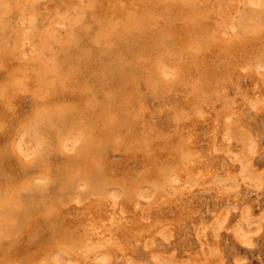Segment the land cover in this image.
I'll return each mask as SVG.
<instances>
[{"label":"rangeland","instance_id":"rangeland-1","mask_svg":"<svg viewBox=\"0 0 264 264\" xmlns=\"http://www.w3.org/2000/svg\"><path fill=\"white\" fill-rule=\"evenodd\" d=\"M201 243L264 264V0H0V264Z\"/></svg>","mask_w":264,"mask_h":264},{"label":"bare ground","instance_id":"bare-ground-1","mask_svg":"<svg viewBox=\"0 0 264 264\" xmlns=\"http://www.w3.org/2000/svg\"><path fill=\"white\" fill-rule=\"evenodd\" d=\"M7 62H8V61H7ZM2 71H3V70H2ZM255 103H256V102H255ZM261 103H262V102H261ZM261 105H262V104H261ZM7 107H8V106H7ZM259 108H260V107H259ZM259 108H258V109H259ZM258 109H257V111H258ZM259 110H260V109H259ZM257 113H258V112H257ZM215 114H216V111H215ZM257 116H258V115H257ZM10 128H11V127H10ZM206 148H207V147H206ZM196 150H197V149H196ZM190 151H191V150H190ZM197 151H198V150H197ZM200 151H201V150H200ZM201 152H203V151H201ZM201 152H199V153H201ZM195 155H196V154H195ZM196 157H197V156H196ZM197 159H198V157H197ZM254 159H255V158H254ZM254 159H253V161H254ZM188 160H190V158L187 159V161H188ZM194 160H195V159H194ZM255 162H256V160H255ZM186 165H187V164H186ZM196 165H197V163H196ZM187 166H188V165H187ZM194 167H195V165H194ZM194 167H193V168H194ZM183 168H185V167H183ZM184 170H185V169H184ZM189 170H190V169H189ZM193 170H195V168H194ZM189 173H190V172H189ZM184 174H185V172H184ZM186 176H187V175H186ZM188 176H190V174H189ZM175 198H176V197H175ZM170 199H171V198H170ZM176 200H177V199H176ZM176 200H175V201H176ZM87 201H88V200H87ZM177 201H180V200H177ZM167 202L169 203V202H171V201L169 200V201H167ZM84 203H85V202H84ZM100 203H101V202H100ZM124 203H125V202H124ZM160 203H163V202H160ZM85 204H86V203H85ZM109 204H110V203H109ZM117 204H119V203H117ZM171 204H172V203H171ZM96 205H97V204H96ZM163 205H164V204H163ZM167 205H168V204H167ZM167 205H166V206H167ZM172 205H173V204H172ZM176 205H177V204H176ZM83 206H84V205H83ZM91 206H92V205H91ZM103 206H104V205H103ZM72 207H73V206H72ZM75 207H76V206H75ZM89 207H90V206H89ZM104 207H105V206H104ZM107 207H108V206H107ZM160 207H161V206H160ZM160 207H157V209L160 208ZM87 208H88V207H87ZM90 208H91V207H90ZM162 208H163V207H161L160 209H162ZM176 208H177V207H176ZM83 209H84V208H83ZM83 209H82V211H83ZM122 209H123V208H122ZM155 209H156V208H155ZM164 209H165V207H164ZM177 209H178V208H177ZM73 210H75V209H73ZM110 210H111V208H110ZM112 210H113V209H112ZM91 211H92V210H91ZM155 211H157V210H155ZM86 212H87V210H86ZM112 212H115V211H112ZM112 212H111V213H112ZM123 212H125V211H123ZM130 212H131V211H130ZM149 212H151V211H149ZM152 212H153V211H152ZM158 212H159V211H158ZM160 212H161V211H160ZM178 212H179V211H177V213H178ZM84 213H85V212H84ZM84 213H83V214H84ZM76 214H77V213H76ZM81 214H82V213H81ZM145 214H146V213H145ZM145 214H144V215H145ZM173 214H174V212H173ZM61 215H62V213H61ZM96 215H98V214H96ZM105 215H106V214H105ZM154 215H155V214H154ZM156 215H157V212H156ZM162 215H163V214H162ZM181 215H182V217L186 218L183 214H181ZM185 215H186V214H185ZM66 216H67V215H66ZM83 216H84V215H83ZM90 216L92 217V215H90ZM115 216H116V215H115ZM157 216H159V215H157ZM163 216H164V215H163ZM165 216H167V214H165ZM168 216H169V215H168ZM168 216H167V217H168ZM177 216H180V213H179V215H177ZM61 217H62V216H61ZM86 217H87V216H86ZM86 217H85V218H86ZM96 217H97V216H96ZM123 217H124V216H123ZM161 217H162V216H161ZM74 218H75V217H74ZM78 218H79V217H78ZM78 218H77V219H78ZM83 218H84V217H83ZM113 218H114V217H113ZM151 218H152V217H151ZM165 218H166V217H165ZM176 218H178V217H176ZM184 218H182V219L184 220ZM66 219H67V218H66ZM81 219H82V218H81ZM110 219L112 220V218H110ZM134 219H135V217H134ZM134 219H133V220H134ZM136 219H138V218H136ZM159 219H160V218H159ZM159 219L157 218L158 221L161 220V219H160V220H159ZM171 219H172V218H171ZM179 219H180V222H181V218H180V217H179ZM179 219H178V220H179ZM73 220H74V219H73ZM73 220H72V221H73ZM75 220H76V218H75ZM83 220H84V219H83ZM92 220H93V217H92ZM96 220H97V219H96ZM150 220H151V219H150ZM165 220H166V219H165ZM174 220H175V218H174ZM174 220H173V221H174ZM178 220H177V221L175 220V222H178ZM187 220H188V219L186 218V221H187ZM223 220H224V219H223ZM223 220H221V222L218 221V223L215 224V225H216V227H215V231H216V230L219 231L222 227L225 228L226 225L224 224ZM108 221H109V219H108ZM108 221H107V223H108ZM140 221H141V220H140ZM152 221H153V220H152ZM158 221H157V222H158ZM166 221L169 222L170 220L167 219ZM65 222H66V221H65ZM103 222H104V221H103ZM105 222H106V221H105ZM168 222L166 223V225L168 224ZM170 222H171V221H170ZM180 222H179V223H180ZM187 222H189V223H188V225H187V227H186L185 229H186V230H189V228H188L189 225L191 226L192 224H194V221L191 220V221H187ZM67 223H68V222H67ZM72 223H73V222H72ZM80 223H81V222H80ZM109 223L111 224V221H110ZM109 223H108V224H109ZM118 223H119V222H118ZM138 223H140V222L138 221ZM138 223H137V224H138ZM152 223H153V222H151V224H152ZM181 223H182V222H181ZM181 223H180V224H181ZM81 224H82V223H81ZM84 224H85V223H84ZM96 224H97V223H96ZM104 224H105V223H104ZM161 224H162V222H161ZM164 224H165V223H164ZM169 224H170V223H169ZM174 224H175V223H174ZM87 225H88V224H87ZM141 225H142V224H141ZM147 225H148V223H147ZM154 225H156V224H154ZM176 225H178V224H176ZM176 225H175V226H176ZM181 225H182V224H181ZM108 226H109V225H108ZM119 226H120V225H119ZM131 226H132V224H131ZM137 226H138V225H137ZM151 226H152V225H151ZM170 226H171V225H170ZM182 226H185V225H182ZM98 227H99V226H98ZM103 227H104V226H103ZM144 227H145V226H144ZM159 227H160V226H159ZM134 228H135V227H134ZM167 228H168V227H167ZM77 229H78V228H77ZM142 229H144V228H142ZM145 229H146V228H145ZM164 229H165V228H164ZM173 229H174V228H173ZM175 229H176V228H175ZM181 229H182V227H181ZM113 230H114V228H113ZM153 230H154V228H153ZM168 230H169V229H168ZM178 230H179V229H178ZM87 231H88V230H87ZM105 231H106V230H105ZM146 231H147V229H146ZM146 231H145V232H146ZM148 231H149V229H148ZM181 231H182V230H181ZM184 231H185V230H184ZM184 231H183V232H184ZM88 232H89V231H88ZM113 232H114V231H113ZM118 232H119V231H118ZM134 232H135V231H134ZM137 232H138V231H137ZM142 232H143V230H142ZM149 232H150V231H149ZM183 232H182V233H183ZM240 232H241V233H240L241 236H243V237H244L245 235L247 236V229H244L243 226L241 227V231H240ZM151 233H152V232H151ZM151 233H150V234H151ZM186 233H187V232H186ZM72 234H73V233H72ZM74 234H75V233H74ZM110 234H111V231H110ZM144 234H145V233H144ZM176 234H177V233H176ZM219 234H222V233H219ZM142 235H143V233L141 234L140 239H142ZM145 235H148V234H145ZM174 235H175V234H174ZM74 236H75V235H74ZM107 236H108V235H107ZM127 236H128V235H127ZM139 236H140V235H139ZM150 236H151V235H150ZM101 237H102V236H101ZM109 237H110V236H109ZM133 237H134V236H133ZM131 238H132V237H131ZM137 238H138V237H137ZM116 239H117V238H116ZM82 241H84V239H82ZM118 242H119V241H118ZM91 244H93V243H81V241H80V243H79V241H78V243H74V244L72 245L71 248H70V247H68V248L72 249V250L74 251V252H72V253H74V254L77 255L79 252H83V251H80V250H79L80 248H85V251H87V249H88V251H89L90 248H91V247H90ZM97 244H98V245H103V247H105V249H106V248L108 249V247H112V246H114V245H120L119 243H115V244H114V243H105V242H104V243H101V244H100V243H97ZM213 244H215V247H216V248H219L220 245H221V243H212V245H213ZM67 245H68V244H67ZM138 245H139V244H138ZM201 245H202V250L204 251V250H207V249H208V256H211V257L213 258V259H212V262H211V261H204V262L201 263V264H210V263L212 264V263H213V260L215 259V256H217L218 254H213L214 250L210 248L211 243H201ZM65 246H66V245H65ZM141 246H142V245H141ZM121 247H122V246H121ZM153 247H154V246H153ZM207 247H208V248H207ZM77 248H78V250L76 251ZM134 248H135V250H136L137 246L134 247ZM139 248H140V246H139ZM156 248H157V247H156ZM57 249H58V248H57ZM99 249H101V251H102V249H104V248H101V247H100ZM109 249H110V248H109ZM128 249H129V248H128ZM154 249H155V247H154ZM154 249L151 248L149 252H148V251L145 252L146 250H143V257H144V255L147 256L148 259H147V258H146V259H147V263H149V264H163V263L159 262V261H160V258H159V256H158V254L155 253V250H154ZM210 249H211V250H210ZM60 250H61V249H60ZM124 250H126V249H124ZM124 250H123V253H122L121 255L119 254L120 256L118 255L119 258H118L117 256H114V255H111L109 258L113 259V258H112V256H113V257H115V259L118 258L117 260H118L119 262H120V258L124 259V261H125V259H126L125 257H126V256H129V255H127L128 252L125 253ZM135 250L133 249L134 253H135ZM216 250H217V249H216ZM68 251H69V250H68ZM75 251H76L77 253H75ZM92 251H93V249H92ZM105 251H106V250H105ZM133 251L131 252V250H130L129 253L131 252V253L133 254ZM137 251H138V250H137ZM64 252H65V251H64ZM93 252H94V251H93ZM99 252H100V251H99ZM140 252H141V251H140ZM90 253H92V252H90ZM101 253H102V252H101ZM104 253H105V252H104ZM129 253H128V254H129ZM131 253H130V254H131ZM137 253H138V252H137ZM68 254H69V253H68ZM92 254H93V253H92ZM98 254H99V253H98ZM110 254H111V253H110ZM79 255H80V254H79ZM79 255H77V256H79ZM93 255H94V254H93ZM108 255H109V254H108ZM80 256H81V255H80ZM218 256H219V255H218ZM75 257H76V256H75ZM90 257H91V256H90ZM130 257H132V256L130 255ZM133 257H134V256H133ZM221 257H222V256H221ZM106 258H107V257H106ZM133 260H134V259H133ZM170 260H171V259H170ZM172 260H173V259H172ZM81 261H82V260H81ZM81 261H80V262H81ZM88 261H89V260H88ZM118 261H117V262H118ZM142 261H143V259H142ZM31 262H32V261H31ZM78 262H79V260H78ZM78 262H77V263H78ZM82 262H83V261H82ZM82 262H81V263H82ZM110 262H112V260H110ZM125 262H126V261H125ZM165 263H166V262H164V264H165ZM115 264H116V263H115Z\"/></svg>","mask_w":264,"mask_h":264}]
</instances>
